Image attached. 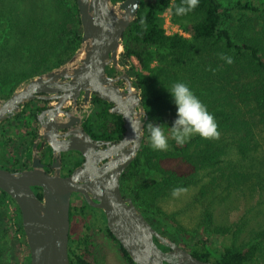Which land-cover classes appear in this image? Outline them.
<instances>
[{"label": "trees", "instance_id": "obj_1", "mask_svg": "<svg viewBox=\"0 0 264 264\" xmlns=\"http://www.w3.org/2000/svg\"><path fill=\"white\" fill-rule=\"evenodd\" d=\"M117 1L119 0H112L113 3ZM48 2L55 7V19L51 20L49 27L44 24L36 28L35 18L30 16L27 23L26 20L23 21L25 10L22 5L21 8L18 5L7 8L0 0V20L6 9L7 21L18 23L17 30L13 27L14 24L9 25L16 31V35L13 42L10 41L11 38L6 41L3 51L7 50L9 56L13 57L16 53L14 45L26 54L32 50V55L30 53V56L19 57L17 60L21 65L29 64L30 70L16 69L13 70L15 74H2L0 93L11 94L23 81L63 64L78 48L81 27L75 0ZM180 3L181 0H141L136 19L122 37L121 60L129 63L134 57L139 64V71L132 66L131 75L135 86L140 90L148 120L140 150L121 175V190L159 234L184 248L198 260L213 264H255L257 253L261 250L258 238L262 233L238 246L234 244V235L238 232L233 235L228 228H214V237L206 233L194 235L180 225H171L166 221L157 207V201L169 196L175 188L194 183L200 172L215 169L229 145H233L245 156L256 134L264 132V10L261 12L259 7L250 3L239 4V12L250 11L255 16L249 20L237 18L234 22L237 30L233 31V36L231 28L227 27L233 18L232 10L223 7L218 0H199L198 7L191 13L176 16L174 7ZM14 9L16 14H13ZM167 9L171 23L188 37L165 33L162 14ZM19 25L23 26V32L18 31ZM257 26L260 27L259 32L255 31ZM249 29L256 34L244 37ZM222 55L231 57L233 63L227 64L221 59ZM174 82L186 83L206 105L208 112L214 116L219 136L205 139L195 135L183 145H177L169 139L167 151H154L149 147L147 124H165L162 127L165 134H169L166 129L167 126L170 127V116L176 115V108L165 88ZM3 85L9 88L3 90ZM167 161L183 163L190 167L192 173H180L176 169L167 168L164 165ZM217 186L218 179L211 178L203 184L199 196L215 191ZM33 190L41 199V190ZM7 198L10 197L0 190V264H19L23 251L27 262L22 264H29L18 209L16 222L22 241L9 237L8 220L3 207ZM86 208L90 207L83 201L81 212H78L80 217H85ZM69 215L72 218V208ZM209 221L210 216L207 222ZM167 227L170 233L166 232ZM104 232L117 246L125 262L133 264L106 226ZM220 239H227L229 243L220 246ZM158 246L162 251L167 250ZM94 249L95 245L89 234L74 237L69 233V264H100L94 255Z\"/></svg>", "mask_w": 264, "mask_h": 264}, {"label": "water", "instance_id": "obj_2", "mask_svg": "<svg viewBox=\"0 0 264 264\" xmlns=\"http://www.w3.org/2000/svg\"><path fill=\"white\" fill-rule=\"evenodd\" d=\"M140 1L75 0L81 27L78 48L63 64L23 81L8 98H0V124L20 114L25 102L33 99L34 94L58 91L73 100L81 93L84 99L95 93L102 100L116 104L124 119L122 140L99 153L96 152L97 142L80 128L62 147L54 148L56 165L52 172L44 170L36 155L32 157L30 169L0 168V190L13 200L19 211L29 264H69V212L73 193L82 195L89 207L102 211L108 231L133 264H213L198 260L159 234L131 199L120 191V176L140 150L148 117L140 90L132 87L125 77L127 92H119L113 80L107 77L105 68H119L122 37L136 19ZM134 111L139 122L133 120ZM36 144L33 146L35 154ZM67 151H77L84 162L63 177L61 152ZM104 159L108 161L98 168L97 163ZM33 188L41 190V199ZM158 245L167 250L162 251Z\"/></svg>", "mask_w": 264, "mask_h": 264}, {"label": "rangeland", "instance_id": "obj_3", "mask_svg": "<svg viewBox=\"0 0 264 264\" xmlns=\"http://www.w3.org/2000/svg\"><path fill=\"white\" fill-rule=\"evenodd\" d=\"M218 1L223 7L232 10L233 18L227 24V27L231 28L230 32L233 36V31L237 30L234 27L237 18L249 20L250 17L255 16L250 11L239 12L237 10L239 4L250 3L252 6L259 7L261 12L264 10V0ZM2 2L6 4L7 8L17 5L21 8L22 5L25 10L23 21L26 20L27 23L30 16L35 18L37 21L36 28L44 24L49 27L51 20L55 19V7L48 0H24L23 4L22 0H2ZM165 13L167 14L166 19L170 20L169 11L167 10ZM7 14L8 11L4 9V16L0 20V77L6 73L15 74L16 72H13V70L16 69L30 70L29 64L21 65V62L17 60L19 57L30 56V53L32 55V50L29 49L30 53L26 54L15 45L16 53L13 57L9 56L7 50L3 51V45L6 41L11 38L10 41L13 42L16 35V31L12 30L9 25L14 24L13 27L17 30L16 25L18 24L16 21L8 22ZM13 14H16L15 9ZM23 21H20V23ZM163 28L170 35L181 32L180 34L188 37L178 26L172 23L171 25H165V18H163ZM18 31L23 32V26L19 25ZM255 31L259 32L260 27L257 26ZM255 34L249 29L245 32L244 37H252ZM129 63L133 66L131 59ZM8 67L9 69H7ZM135 70L139 71L138 68H135ZM8 88L7 85L2 86L3 90ZM229 90L233 92L231 88ZM235 90L237 89L235 88ZM175 118L176 115L170 116V126ZM167 131L168 129H166ZM10 135H12V132L6 130L4 137L0 139V168L3 166L4 161L2 154L6 152V155L10 157L9 150L6 143H4V138ZM247 151L246 155L242 156L233 145H229L221 163L215 169L200 172L194 183L181 187L185 191L176 196L171 193L169 196L159 199L157 207L162 217L171 225L178 224L194 235L206 233L214 237L212 231L216 227L228 228L230 233L233 232V235L234 232H238L237 235H234L235 246L247 242L256 234L262 233V236L258 238V242L261 243V250L257 253L255 264H264V132L256 134ZM164 165L167 168L176 169L180 173H192L189 166L180 162L167 161ZM211 178L218 179L217 189L207 195L199 196L203 184H206ZM72 204L80 206L81 202L73 199ZM96 214H98L97 210L86 208L85 217H78L77 221L74 222L71 234L74 237L82 236L84 233L91 236L95 245L94 255L100 264H127L119 253L117 246L105 236L104 226L95 218ZM208 216H210L209 222H207ZM165 230L170 233L168 227ZM9 237L13 238L10 233ZM220 242V246L229 243L227 239H220ZM26 257L23 251L20 255L19 264L26 263Z\"/></svg>", "mask_w": 264, "mask_h": 264}, {"label": "flooded vegetation", "instance_id": "obj_4", "mask_svg": "<svg viewBox=\"0 0 264 264\" xmlns=\"http://www.w3.org/2000/svg\"><path fill=\"white\" fill-rule=\"evenodd\" d=\"M120 54L118 58L119 68L106 67L105 73L107 77L113 80L112 84L118 87L119 92H127L125 77L129 78L132 87H137L134 84V77L131 75L132 66L130 63H124ZM54 94L57 97H51ZM54 94H34L33 99L25 102L20 114L8 118L0 124V139L4 137L6 130L12 132V135L4 138L10 157L6 155V152L2 154L4 160L2 169L8 171L30 169L32 157L36 155L40 158L44 170L52 172L56 165V160L53 159L54 148L62 147L64 142L75 137L80 128L94 142H97L96 152L98 153L122 140L125 130L124 119L118 113L120 109L116 104L102 100L95 93L85 99L81 93L76 100L64 92L58 91ZM9 95L10 93L1 92L0 98H8ZM135 113L136 111H134L133 120L139 122ZM35 143H37L36 154L33 152ZM107 161L108 159L99 161L97 167H101ZM83 162L84 158L77 151L61 152V175L63 177L70 175ZM120 191L122 193L121 183ZM122 195L124 196L123 193ZM73 199L81 202V204L83 201L85 202L82 195L72 194L70 208L73 209V215L72 218L69 216V233L79 217L78 212H81V205H73ZM95 210L98 212L95 218L103 224L105 230V216L101 210Z\"/></svg>", "mask_w": 264, "mask_h": 264}, {"label": "clouds", "instance_id": "obj_5", "mask_svg": "<svg viewBox=\"0 0 264 264\" xmlns=\"http://www.w3.org/2000/svg\"><path fill=\"white\" fill-rule=\"evenodd\" d=\"M199 0H181L179 5L174 7L176 16H186L196 9ZM143 25V21H141ZM227 64H232L233 60L228 56H221ZM176 108V118L172 125L167 126L169 134H165V124H147V135L149 147L154 151H167L169 149V139L177 145L187 143L190 138L199 135L205 139L218 138L217 124L214 116L208 112L206 105L194 94L192 89L184 82H174L165 88ZM134 131V130H133ZM185 191L184 188L173 189V195Z\"/></svg>", "mask_w": 264, "mask_h": 264}, {"label": "built area", "instance_id": "obj_6", "mask_svg": "<svg viewBox=\"0 0 264 264\" xmlns=\"http://www.w3.org/2000/svg\"><path fill=\"white\" fill-rule=\"evenodd\" d=\"M167 10L169 11V9H167ZM165 12L162 14V18H165V25H171L170 20L166 19L167 14ZM165 28H166V26H165ZM176 29H178V28H176ZM165 33H166V31H165ZM176 33L180 34L181 32H176ZM166 34L170 35L168 33H166ZM180 35H182V34H180ZM131 62L135 68H139V64L134 57L131 58ZM3 207H4L5 215H6L7 220H8L7 226H8V229L10 231V236L17 239L18 241H21L22 236L18 230V224L16 222V209H17V207H16L15 203L13 202L12 199L7 198L3 203Z\"/></svg>", "mask_w": 264, "mask_h": 264}]
</instances>
